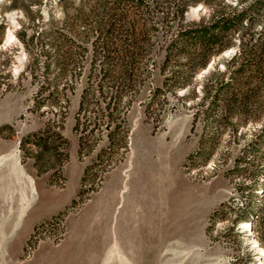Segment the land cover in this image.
I'll return each instance as SVG.
<instances>
[{
	"label": "rangeland",
	"instance_id": "rangeland-1",
	"mask_svg": "<svg viewBox=\"0 0 264 264\" xmlns=\"http://www.w3.org/2000/svg\"><path fill=\"white\" fill-rule=\"evenodd\" d=\"M59 1L22 0L23 8L12 9L0 0V264H264V245L246 210L264 205V196L253 197L249 180L232 172L248 140L230 143L229 132H221L205 164L199 151L202 143L212 147L210 132L194 124L186 91L164 88L151 66L137 73L144 84L125 92L114 117L128 134L121 129L109 137L96 100L80 116L90 53L78 58L77 80L75 47L38 37L64 20L79 26L80 0ZM86 5L85 13L93 0ZM127 11L137 33L147 32L139 12ZM210 13L192 6L185 21L198 24ZM21 32L26 41L36 34L29 48ZM235 54L236 48L226 51L200 72L198 90ZM259 184L257 196L264 180Z\"/></svg>",
	"mask_w": 264,
	"mask_h": 264
},
{
	"label": "trees",
	"instance_id": "trees-1",
	"mask_svg": "<svg viewBox=\"0 0 264 264\" xmlns=\"http://www.w3.org/2000/svg\"><path fill=\"white\" fill-rule=\"evenodd\" d=\"M80 2L75 19L79 26L72 28L64 20L61 28H51L38 36H55L57 41L75 47L77 80L83 68L78 58L90 53L91 74L81 96L80 116L87 113L86 105L96 100L101 106L97 115L106 120L109 137L121 129L128 134L129 128L116 124L114 117L125 92L144 84L137 73L151 66L164 77V88L174 94L186 91L184 101L192 103L194 124L202 122L204 131L210 132L206 145L212 147L207 149L202 143L199 151L201 156H207L205 164L212 160L221 132H229L230 143L248 140L241 157L234 161L232 172L249 180L247 186L252 196L261 199L264 190L259 191L260 196L255 193L259 187L263 188L259 182L264 180V0H238L237 5L229 0H93L87 13L84 11L87 0ZM4 3H9L12 9L23 8L22 0H4ZM199 4L211 9L208 19L188 24L185 14ZM130 7L139 12L147 32L139 34L129 23L127 8ZM260 24H263L261 31H256ZM24 36L23 32L18 34L28 48L37 38L35 34L26 41ZM232 48H236V54L224 61L223 70L215 66L203 78L199 91L198 74ZM36 63L34 59L31 66ZM93 70L101 75L93 78ZM116 70L121 73L118 78L111 75ZM159 92L161 89L149 96L148 118L153 116L151 110ZM128 113L127 110L122 115L124 123ZM77 127L81 128L80 124ZM83 140L82 137L81 147ZM246 210L254 233L264 245V205L247 204Z\"/></svg>",
	"mask_w": 264,
	"mask_h": 264
},
{
	"label": "bare ground",
	"instance_id": "bare-ground-1",
	"mask_svg": "<svg viewBox=\"0 0 264 264\" xmlns=\"http://www.w3.org/2000/svg\"><path fill=\"white\" fill-rule=\"evenodd\" d=\"M14 38V36L13 35H11L10 37H9V39H13ZM1 231V230H0Z\"/></svg>",
	"mask_w": 264,
	"mask_h": 264
},
{
	"label": "built area",
	"instance_id": "built-area-1",
	"mask_svg": "<svg viewBox=\"0 0 264 264\" xmlns=\"http://www.w3.org/2000/svg\"><path fill=\"white\" fill-rule=\"evenodd\" d=\"M251 227V226H250Z\"/></svg>",
	"mask_w": 264,
	"mask_h": 264
},
{
	"label": "water",
	"instance_id": "water-1",
	"mask_svg": "<svg viewBox=\"0 0 264 264\" xmlns=\"http://www.w3.org/2000/svg\"><path fill=\"white\" fill-rule=\"evenodd\" d=\"M252 225V224H251Z\"/></svg>",
	"mask_w": 264,
	"mask_h": 264
}]
</instances>
